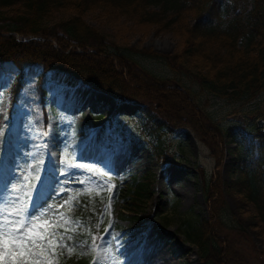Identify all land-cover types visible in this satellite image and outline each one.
I'll use <instances>...</instances> for the list:
<instances>
[{"label":"rangeland","instance_id":"374dc122","mask_svg":"<svg viewBox=\"0 0 264 264\" xmlns=\"http://www.w3.org/2000/svg\"><path fill=\"white\" fill-rule=\"evenodd\" d=\"M86 1L63 0L51 10L48 26L73 18L104 46L169 80L153 84L117 61L118 70L127 74L114 76L118 83L140 89L141 100L178 116L195 133L157 127L142 131L140 103L51 78L47 104L29 96L27 83L12 107L6 94L10 79L0 72V172L4 166L8 170L0 174V264H20L21 259L27 264H76L77 256L87 264H140L136 257H145V242L167 264H214L212 247L206 257L185 241L181 228L187 220L198 222L207 238L220 244L219 264H229V259L231 264H264L259 213L230 185L235 181L233 139L254 127L264 131V89L251 99H222L199 88L193 76L214 78L219 69L224 73L257 62L256 45L244 48L236 40L234 47L231 40L205 36L200 29L204 35H198L194 23L209 0L191 2L179 16L164 2L145 7L144 0H125L132 3L124 4L131 5L126 13L117 1L95 7ZM18 6L0 13L19 18L24 14ZM195 33L200 43L192 40ZM20 35L16 38L22 40ZM67 41L63 43L69 45ZM159 58H167L173 68ZM139 137L165 151L153 156L135 139ZM146 174L151 196L140 203L135 217L127 191L134 177L142 180ZM221 202L222 217L214 212ZM21 239L23 247L12 243ZM25 249L32 254L22 258L18 253Z\"/></svg>","mask_w":264,"mask_h":264},{"label":"trees","instance_id":"16d2710c","mask_svg":"<svg viewBox=\"0 0 264 264\" xmlns=\"http://www.w3.org/2000/svg\"><path fill=\"white\" fill-rule=\"evenodd\" d=\"M62 1L0 0V10L12 8L18 4V8L24 14L19 18L15 16L8 18L7 15L0 13V34L2 35L0 37V72L11 78L7 92L11 103L16 101L17 91L30 77H33V92L31 94L39 98L40 102L47 100L46 85L48 75H50L57 81L62 80L69 87L81 82L96 91L116 98L118 101L140 103L144 109V113H141L142 121L139 126L142 131H152L155 127L161 128V130L188 129L193 131L189 127L190 125L181 122L178 116L161 112L163 109H160L158 104L152 105V102L141 100V94L137 92L140 89L133 86L128 88L124 83H118L114 76L122 78V75L127 76V74L118 70L116 64L124 63L126 69H134L141 78H147L153 84L163 85L169 80L145 69L125 53L115 51L110 46H104L105 43L94 39L86 28H79L78 21L73 18L48 26L46 20L51 10L61 6ZM87 1V4L94 7L98 3L102 5L104 2L113 1L115 3L117 1V5H123V11H127L126 13H129L131 6L124 5L131 3L125 2V0ZM160 2L167 4L169 9L179 16L187 5H190L191 2L199 3L200 0H144L143 4L145 7H149L156 6ZM137 5H139L138 1ZM202 7L205 10L203 9V13L198 15V19L194 23L198 24L194 29L198 31V35L204 33L205 36L216 35L227 38L231 40L234 47L236 40L242 42L241 45L244 48L256 45L258 56L256 60H253L257 62L227 68L224 73L221 72L222 69H219L215 76L208 70L214 78L207 77L208 75L204 76L202 73L195 74L193 75L196 79L195 82L203 91L218 98L251 99L257 94L258 89H264V0H209ZM140 16L149 18L147 14ZM153 19L154 22L159 21V18L153 17ZM147 21L149 22V20ZM199 29L203 33L199 32ZM197 33L191 34V38L194 37L195 39L192 40L200 43L199 39L201 38L195 36ZM16 34H21L22 40L16 38ZM61 39L68 40L69 45L66 42L63 43ZM53 44H57V46ZM71 46H74L75 49L70 50ZM81 50L93 51L95 54L85 53ZM159 59L168 68H173L174 65L167 58ZM106 66L108 69H105ZM107 71L109 74L105 75ZM157 131L160 130L157 129ZM219 131L225 137L230 136L226 129L221 131L219 128ZM193 132L195 133V131ZM136 139L141 141V145L148 147L155 157L164 152V149H161L158 144L152 142L147 144L143 138ZM233 142L236 148L235 181L230 185L257 209L264 227V132L254 127L249 134L243 132L238 134ZM222 187L219 188L220 191ZM127 192L131 206H136L131 208L136 217V213H141L139 212V208H142L140 203H144L151 196L150 175L146 174L142 180L134 177ZM130 203H128L129 206ZM221 205V208L217 206L214 210L219 213L220 217L225 214V206L222 202ZM220 220L219 223L223 229L227 228V225L222 224ZM181 233L187 243L197 247L206 257L212 247L216 253L214 261L219 264L218 255L223 253L222 248L215 240L211 241L207 238V234L200 228L198 222L193 223L187 220L181 228ZM217 241L219 240L217 239ZM214 261L212 262L215 264ZM228 263L231 264L230 259ZM78 264L86 263L79 262Z\"/></svg>","mask_w":264,"mask_h":264},{"label":"bare ground","instance_id":"6f19581e","mask_svg":"<svg viewBox=\"0 0 264 264\" xmlns=\"http://www.w3.org/2000/svg\"><path fill=\"white\" fill-rule=\"evenodd\" d=\"M0 174H1V177L8 174L7 166H4L2 168V171L0 172ZM151 246L152 245L149 244L148 242H145L144 244H142V250L144 251L145 257L138 254V256L136 257V260H138L140 264H143L144 262H148L149 264H167V262L161 257V255L158 254L156 256L150 253Z\"/></svg>","mask_w":264,"mask_h":264},{"label":"snow or ice","instance_id":"6c2138e0","mask_svg":"<svg viewBox=\"0 0 264 264\" xmlns=\"http://www.w3.org/2000/svg\"><path fill=\"white\" fill-rule=\"evenodd\" d=\"M30 231H32V230L30 229ZM53 235H54V233H53ZM27 239L28 240H31V237H27ZM41 239H44V237H41ZM17 242L20 243L21 247H23V245H24V239H21L20 241H12V243H17ZM57 246L59 247L60 245L57 244ZM25 254H27L28 256H30L32 253L30 251H28V249H25L24 252L18 253V255L20 257H22V258L25 257ZM20 264H27L26 259H21Z\"/></svg>","mask_w":264,"mask_h":264}]
</instances>
